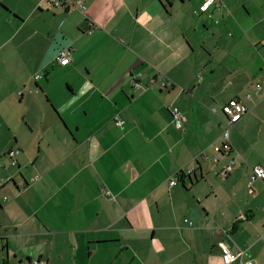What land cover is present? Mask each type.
Instances as JSON below:
<instances>
[{
	"label": "crops",
	"instance_id": "1",
	"mask_svg": "<svg viewBox=\"0 0 264 264\" xmlns=\"http://www.w3.org/2000/svg\"><path fill=\"white\" fill-rule=\"evenodd\" d=\"M206 1L0 0V264H264V0Z\"/></svg>",
	"mask_w": 264,
	"mask_h": 264
},
{
	"label": "built area",
	"instance_id": "2",
	"mask_svg": "<svg viewBox=\"0 0 264 264\" xmlns=\"http://www.w3.org/2000/svg\"><path fill=\"white\" fill-rule=\"evenodd\" d=\"M216 0H207L206 3L203 5V10H207L209 8V6L211 4H213ZM49 2L54 6V7H62L64 5H66L68 2H66V0H49ZM82 10H85L84 6H79ZM92 31V27L89 28V30L87 31V33H91ZM58 59H60V64L62 66L65 65H69L71 63L70 60V53L66 52V51H62L59 53ZM36 79H39V76L35 77ZM142 78V74H137L134 76L133 82H134V86L135 88H139L140 87V80ZM170 84L163 82L162 83V87H166ZM223 113L225 116V123H226V127L224 129V131L222 132L221 135V140H222V145H215L214 146V151L217 154H224V153H230L233 149L230 138H231V130L233 128V126L239 122L243 115L246 113V107L244 106V104L238 102L237 100H233L231 102L228 103V105H226L223 108ZM171 114L173 116V119L175 121L176 127L178 129H183L184 128V123L185 120L183 119L181 110L177 107L173 108L171 110ZM118 125H122V122H118ZM20 150L17 149H13L11 151H9L8 156L14 161L17 156L19 155ZM203 159L207 160L208 158L203 155ZM13 164H15V162H13ZM235 162L231 161L230 165L227 167V173H230L232 171V168L234 166ZM251 180L255 181V180H263L264 181V168H262L261 166H254L252 168V176H251ZM178 182V178L175 177L173 179H171L170 181V185L173 186L175 184H177ZM186 224H188L189 226H193V222L190 221L189 219H185L184 221ZM222 247V262L223 264H231L232 262H234L235 260H237L238 258L242 257L245 255V251H238V252H232L231 249L225 245H221ZM32 264H40L39 261H33ZM246 264H252L251 261H248Z\"/></svg>",
	"mask_w": 264,
	"mask_h": 264
},
{
	"label": "rangeland",
	"instance_id": "3",
	"mask_svg": "<svg viewBox=\"0 0 264 264\" xmlns=\"http://www.w3.org/2000/svg\"><path fill=\"white\" fill-rule=\"evenodd\" d=\"M201 19H202L201 16H197V17H195V18L192 19V22H194V23H196V24L198 25V21H199V25H200V27L203 28L204 25H203ZM200 20H201V21H200ZM161 80H162V81H160V83L165 82V83L170 84V85H168L167 87H170V86H171V83H172V82H170V81H165V79H161ZM160 86H161V84H160ZM161 87H162V86H161ZM162 88H163V87H162ZM231 248H232V247H231ZM232 250H234V249L232 248ZM232 250H231V251H232ZM232 252H235V251H232Z\"/></svg>",
	"mask_w": 264,
	"mask_h": 264
},
{
	"label": "trees",
	"instance_id": "4",
	"mask_svg": "<svg viewBox=\"0 0 264 264\" xmlns=\"http://www.w3.org/2000/svg\"><path fill=\"white\" fill-rule=\"evenodd\" d=\"M184 176H185V175L182 173V174H181V178L183 179ZM190 176H191V175H190ZM190 176H188V177H190Z\"/></svg>",
	"mask_w": 264,
	"mask_h": 264
}]
</instances>
